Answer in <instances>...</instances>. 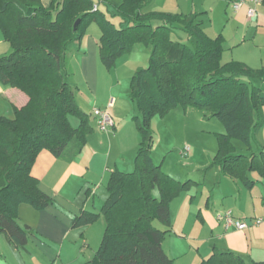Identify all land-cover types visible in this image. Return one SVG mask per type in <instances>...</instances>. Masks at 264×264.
Masks as SVG:
<instances>
[{
	"label": "trees",
	"instance_id": "obj_1",
	"mask_svg": "<svg viewBox=\"0 0 264 264\" xmlns=\"http://www.w3.org/2000/svg\"><path fill=\"white\" fill-rule=\"evenodd\" d=\"M151 2L122 0L116 14L123 22L117 26L99 8L93 9L96 0H52L49 6L42 0H0V29L10 46L0 56V81L28 96L25 105L14 106L13 117L0 116V235L16 247L34 235L18 222L19 205L42 210L53 203L32 174L39 153L48 150L72 161L92 132L91 115L79 106L63 68L69 49L81 45L92 23L101 29L99 55L108 66L137 43L151 49L148 66L131 78L130 96L141 114L136 116L141 141L134 169L113 170L101 211L82 210L73 218L74 228L95 223L101 214L106 220L93 264H175L163 247L173 226L171 203L196 183L176 179L154 161L155 115L180 106L209 110L225 127L210 167L245 184H251L249 171L264 177V150L239 153L232 141L251 148L253 133L264 126V64L254 69L241 61L224 63V37H210L199 14L144 12ZM70 115L79 117L77 126L70 123ZM200 264L264 261L214 249Z\"/></svg>",
	"mask_w": 264,
	"mask_h": 264
},
{
	"label": "crops",
	"instance_id": "obj_2",
	"mask_svg": "<svg viewBox=\"0 0 264 264\" xmlns=\"http://www.w3.org/2000/svg\"><path fill=\"white\" fill-rule=\"evenodd\" d=\"M51 1L42 0V3L49 6ZM234 1L152 0L144 12L197 13L210 37H224V63L236 60L259 69L264 64V4L258 6L255 17H249L246 6L239 10L233 8ZM121 2L112 0L105 4L107 9L97 0L94 4L120 26L123 20L116 14V7ZM88 29L92 30L88 32ZM88 29L81 45L74 43L69 49L63 68L72 84L67 64L70 56L72 62L77 58L84 86L96 95L95 102L98 103L89 107L81 91V83H77L79 106L86 113L96 107L109 108L115 125L112 130L103 132L91 117L92 132L83 150L72 161L56 158L48 150L39 153L32 166V174L38 178L40 189L53 198V203L42 210L26 203L19 205L18 222L30 227L34 235L25 246L18 248L1 234L0 264H93L106 220L101 214L95 223L74 228L73 218L82 210L100 212L107 199L106 185L111 172L115 169L129 172L134 168L141 138L135 124L128 122L134 111H120L121 106L127 104L128 88L124 84V91L117 93L112 89V98L106 95L100 101L98 54L101 29L96 23ZM145 47V50H151ZM9 51L10 46L0 29V56ZM130 76L128 80H131ZM116 85H121L120 80L113 86ZM261 85L264 88V81ZM27 101L28 96L23 91L0 81V116H7L14 112V106L21 107ZM109 101L113 102L110 107ZM251 149L252 153L264 150V126L255 133ZM209 164L205 162L196 170H188L185 177L166 171L178 180L191 179L196 184L171 203L173 226L163 241L165 251L175 264H200L214 249L230 250L249 261H264V221L259 225L253 224L255 218L264 220V177L256 171H249L251 184H245L225 175L217 166L209 167ZM199 173L203 175H194ZM227 210H232L249 226L226 228L218 215Z\"/></svg>",
	"mask_w": 264,
	"mask_h": 264
},
{
	"label": "rangeland",
	"instance_id": "obj_3",
	"mask_svg": "<svg viewBox=\"0 0 264 264\" xmlns=\"http://www.w3.org/2000/svg\"><path fill=\"white\" fill-rule=\"evenodd\" d=\"M95 7L96 5L94 4L93 9H95ZM106 7L107 6L103 4V8L107 9ZM91 30L92 29H88V32ZM179 34L186 39L185 34L182 32H179ZM137 44V47H133L130 51L118 57L111 66L106 65L98 54L100 101L105 98L106 95L110 98L112 96L110 94L112 89H115L114 93H117L119 91H124V87L127 85L128 89L125 96V102L127 104L121 106L120 111L125 109L134 111V113L130 115L128 122L134 123L136 128V116L140 115L141 117V114H139L136 104L130 96L131 80H128V78L131 77L130 75H133L137 69L147 67L150 57V51L144 49L146 45L144 43ZM79 67L77 58L75 57V60L72 62L70 56L67 64L68 73L70 75L69 80L75 88H77V83H81V91L84 93L87 104L92 108L94 104L98 105V103L95 102L96 95L93 94L89 88L84 86L83 77L81 75L82 72ZM117 80H120L121 85L113 86ZM102 107L105 109V106ZM93 109L92 111L88 110V114H90L91 117H93ZM6 115L8 117H13L14 112ZM69 120L73 126L79 124V117L76 115H70ZM113 120L115 119L113 118ZM151 128L154 133V142L152 146L154 161L161 164L164 171L183 177H185L184 175L188 170H196L205 162H210V167L219 149V135L225 132L223 123L217 117L213 116L209 110L192 106H187L186 108L180 106L170 110L164 115H155L151 120ZM138 133L140 135L139 138H141L139 131ZM253 135L255 136V132ZM254 136H252V140H254ZM232 141L237 152L252 153V149L245 146L241 141L237 139H233ZM185 146H190V151L188 156L183 157L181 152ZM188 162L195 163L191 164ZM133 169L134 168L130 171H133ZM194 175L196 177H201L203 174L201 175L199 173ZM156 225L162 226L159 222H156Z\"/></svg>",
	"mask_w": 264,
	"mask_h": 264
},
{
	"label": "built area",
	"instance_id": "obj_4",
	"mask_svg": "<svg viewBox=\"0 0 264 264\" xmlns=\"http://www.w3.org/2000/svg\"><path fill=\"white\" fill-rule=\"evenodd\" d=\"M264 4V0H235L233 2V8L235 10H239L242 6L247 7V13L249 17H255L257 14V8L258 6ZM97 9V6L94 10ZM113 105V102L109 103V107ZM93 117L95 119V122L97 124V127L100 131H109L111 130L115 122L113 120V116L109 110V108H99L96 107L93 109ZM190 151V146H185V148L182 150V156L186 157L188 156V153ZM218 218L220 220H223L225 222L226 228H229L231 226H234L239 229H243L247 226H249V223L241 218H238L234 215L232 210H227L225 212H222L218 215ZM263 218H255L253 220V224L259 225L263 222Z\"/></svg>",
	"mask_w": 264,
	"mask_h": 264
},
{
	"label": "water",
	"instance_id": "obj_5",
	"mask_svg": "<svg viewBox=\"0 0 264 264\" xmlns=\"http://www.w3.org/2000/svg\"><path fill=\"white\" fill-rule=\"evenodd\" d=\"M78 23H79V20L76 21V23H75V28L77 27Z\"/></svg>",
	"mask_w": 264,
	"mask_h": 264
}]
</instances>
